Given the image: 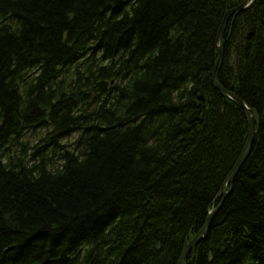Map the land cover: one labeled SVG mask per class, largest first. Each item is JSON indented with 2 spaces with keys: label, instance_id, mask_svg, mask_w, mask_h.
Returning <instances> with one entry per match:
<instances>
[{
  "label": "trees",
  "instance_id": "1",
  "mask_svg": "<svg viewBox=\"0 0 264 264\" xmlns=\"http://www.w3.org/2000/svg\"><path fill=\"white\" fill-rule=\"evenodd\" d=\"M244 1L0 0V264L176 263L247 140ZM224 42L257 136L190 254L264 264V0Z\"/></svg>",
  "mask_w": 264,
  "mask_h": 264
},
{
  "label": "water",
  "instance_id": "2",
  "mask_svg": "<svg viewBox=\"0 0 264 264\" xmlns=\"http://www.w3.org/2000/svg\"><path fill=\"white\" fill-rule=\"evenodd\" d=\"M253 3L252 0H245L243 2V4H241L238 8L232 10L231 12H229L227 14V16L225 17L222 25H221V28L219 30V35H218V38H219V44H218V47H217V50H218V53H219V58H218V61H217V64H216V69H215V73H214V85L215 87L221 92L224 94V96H226L227 98H229L230 100H232L233 102H235L237 105H239L244 111H245V114H246V117L249 121V126H250V134H249V141H248V145L247 147L245 148L243 154H242V157L239 161V163L235 166L233 172L231 173V175L227 178V180L225 181V184H224V190H225V197H227L228 195V187L230 186V184L233 183V181L235 180L237 174L239 173L241 167H242V164L245 162V160L248 158L251 150H252V147H253V143H254V136H255V125H256V122H255V118L254 116L250 113L249 109L247 108L246 104L241 100L239 99L236 95H234L233 93L231 92H228V91H225L220 82H219V79H218V74H219V71H220V68L223 64V61H224V55H225V42H224V33H225V29H226V26L228 24V22L230 21V19L234 16V15H238L240 14L241 12L245 11L246 9H248L251 4ZM223 203V202H222ZM222 206V204L215 210H213L211 213H210V216H209V219H208V222L206 224V227L203 231V233H206L209 231L210 227H211V224L213 222V219L217 213V211L220 209V207ZM202 239V236L200 235L198 238H197V241L201 240ZM196 241V242H197ZM195 242V243H196ZM195 243H193V245L195 246ZM193 245H189L188 249H187V252L194 248ZM197 245V244H196ZM186 253V252H185Z\"/></svg>",
  "mask_w": 264,
  "mask_h": 264
},
{
  "label": "bare ground",
  "instance_id": "3",
  "mask_svg": "<svg viewBox=\"0 0 264 264\" xmlns=\"http://www.w3.org/2000/svg\"><path fill=\"white\" fill-rule=\"evenodd\" d=\"M253 2H254V0H252ZM218 35H219V33H218ZM217 47H218V44H217ZM71 68V67H70ZM70 68L65 64V65H63V66H55V70H56V72L55 73H53V74H58L59 73V77L58 78H56V77H54V76H51V72H49L48 73V75H47V79H49V80H59V79H61V75H62V73H67V71H69L70 70ZM72 69V68H71ZM215 69H216V66H215ZM214 73H215V71H214ZM65 75V74H64ZM48 80V81H49ZM221 84V83H220ZM222 86V85H221ZM214 87H215V85H214ZM222 88L225 90V91H227L223 86H222ZM215 89L216 90H218L216 87H215ZM219 91V90H218ZM220 92V91H219ZM221 93V92H220ZM221 94H223V93H221ZM224 95V94H223ZM231 102H233L232 100H231ZM236 106H238L242 111H243V113H244V115H245V118H246V120H247V123H248V135H247V140H246V143H245V146H244V148H243V150H242V153L240 154V156H239V158H238V161H237V163H236V165L239 163V161H240V159H241V157H242V154H243V152H244V150H245V148L247 147V145H248V141H249V134H250V126H249V121H248V119H247V117H246V114H245V111L239 106V105H237L235 102H233ZM247 106V105H246ZM248 108V107H247ZM250 111V110H249ZM251 113V112H250ZM253 115V114H252ZM254 116V115H253ZM254 118H255V116H254ZM255 122H256V119H255ZM256 136H257V122H256V125H255V136H254V138H256ZM254 141H255V139H254ZM253 145H254V143H253ZM252 149H253V147H252ZM251 152H252V150H251ZM251 152H250V154H251ZM250 154H249V156H250ZM249 156H248V158H249ZM248 158L245 160V162L242 164V167L245 165V163H246V161L248 160ZM241 167V168H242ZM234 170V169H233ZM233 170L230 172V174H229V176L231 175V173L233 172ZM225 184V183H224ZM232 184H230V186H231ZM229 188V187H228ZM232 188V187H231ZM232 190V189H231ZM230 190V191H231ZM230 191H229V193H230ZM222 194H223V197H222V199L223 200H221L222 202L224 201V199H226V198H224L225 197V190H224V185H223V189H222ZM229 195V194H228ZM219 198V197H218ZM221 202V204H223ZM220 204V205H221ZM219 205V206H220ZM215 210V209H214ZM207 224V223H206ZM205 227H206V225L204 226V227H202L200 230H199V232L196 234V233H192L191 232V234L192 235H194L192 238H191V240H189L188 241V245L187 246H185L184 247V249L182 250V253L180 254V256L178 257V259H177V261H176V263L175 264H200V256L199 255H196V256H191V251H192V249H190L188 252H187V249H188V247H189V245H193V243H195L196 241H197V238L201 235L202 236V239L201 240H199V241H197L196 243H195V246L193 245V247L194 248H196L201 242H202V240L206 237V235L209 233V231L208 232H206V233H203V231H204V229H205ZM211 228V227H210ZM197 244V245H196ZM186 252V253H185Z\"/></svg>",
  "mask_w": 264,
  "mask_h": 264
},
{
  "label": "rangeland",
  "instance_id": "4",
  "mask_svg": "<svg viewBox=\"0 0 264 264\" xmlns=\"http://www.w3.org/2000/svg\"><path fill=\"white\" fill-rule=\"evenodd\" d=\"M73 139H75L74 137H70L68 140H73ZM74 142V140L72 141V143Z\"/></svg>",
  "mask_w": 264,
  "mask_h": 264
}]
</instances>
